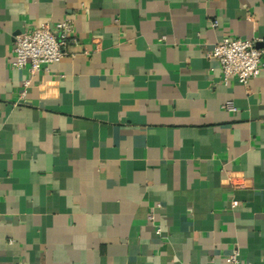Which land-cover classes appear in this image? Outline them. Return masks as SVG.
Masks as SVG:
<instances>
[{
  "label": "crops",
  "instance_id": "1",
  "mask_svg": "<svg viewBox=\"0 0 264 264\" xmlns=\"http://www.w3.org/2000/svg\"><path fill=\"white\" fill-rule=\"evenodd\" d=\"M227 36L264 50V0H0V264H264V68L226 81Z\"/></svg>",
  "mask_w": 264,
  "mask_h": 264
},
{
  "label": "built area",
  "instance_id": "2",
  "mask_svg": "<svg viewBox=\"0 0 264 264\" xmlns=\"http://www.w3.org/2000/svg\"><path fill=\"white\" fill-rule=\"evenodd\" d=\"M217 25V22H214ZM77 43L74 36V25L69 19L61 20L54 25L42 24L31 31H22L16 35L14 46L10 55V62L16 68H27L31 75H35L49 64L61 61L69 52V46ZM264 50L256 45L252 39L227 36L217 43L208 53L221 64L224 79L236 78L241 84H247L257 77L264 68L262 55ZM30 79L25 81V86ZM26 91L23 92L25 95ZM228 110H236L232 101L225 103ZM238 202L233 201V207ZM151 221L154 215L149 216ZM157 228L156 233L160 234ZM233 263L237 262L236 255L231 257Z\"/></svg>",
  "mask_w": 264,
  "mask_h": 264
}]
</instances>
